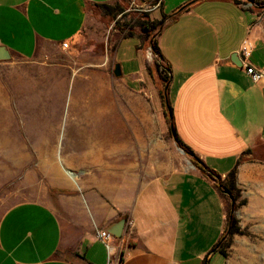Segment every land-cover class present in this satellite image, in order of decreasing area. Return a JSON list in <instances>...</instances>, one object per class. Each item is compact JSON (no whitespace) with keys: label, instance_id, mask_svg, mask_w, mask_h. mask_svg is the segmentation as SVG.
I'll return each mask as SVG.
<instances>
[{"label":"crops","instance_id":"obj_1","mask_svg":"<svg viewBox=\"0 0 264 264\" xmlns=\"http://www.w3.org/2000/svg\"><path fill=\"white\" fill-rule=\"evenodd\" d=\"M118 1L0 0V56L8 57L0 63L18 59L51 75L52 61L72 48L94 21L96 5ZM255 2L260 7L246 0H160L153 19H163L155 36L161 62L151 54L150 40L146 45L135 34L111 35L107 42L114 40L115 48L107 59L114 70L118 66L117 78L144 98L156 124L157 130L133 126V155L141 153V140L147 146L162 134L171 135L172 125L176 139L212 177L222 182L236 167V186L246 200L244 211L261 222L258 233L264 235V76L252 82L239 54L247 41L248 63L264 73V0ZM129 39L133 48L117 59ZM90 54L83 56L87 67L104 65L102 56ZM161 71L168 75L165 84ZM39 83L27 85L25 95L38 90ZM166 101L172 122L164 115ZM123 139L130 141L131 133ZM93 143L79 155L83 163L127 149L123 141L109 147ZM59 161L61 180L76 184V175L72 180ZM67 165L72 167L68 160ZM103 170L96 189L69 188L73 194L67 197L65 219L36 201L8 207L0 215V264H107L109 254L120 258V264H228L218 252L227 227L218 181L190 163L185 170L158 173L151 179L139 174L136 158L133 169L114 165ZM120 221H124L121 237L114 238L108 252L98 233L110 231ZM258 246L264 249V242ZM249 264H264V259Z\"/></svg>","mask_w":264,"mask_h":264},{"label":"rangeland","instance_id":"obj_2","mask_svg":"<svg viewBox=\"0 0 264 264\" xmlns=\"http://www.w3.org/2000/svg\"><path fill=\"white\" fill-rule=\"evenodd\" d=\"M118 2L123 12L112 18L97 10L94 21L86 26L73 47L52 61L51 75L43 74L35 64L18 59L0 63V215L18 202L36 201L65 219L67 197L73 194L69 188L96 189L105 166L108 169V166L121 165L124 169L132 165L133 169L135 158L139 174L147 179L162 172L185 170L188 163L195 166L187 154L180 152L182 147L169 133L147 146L141 140L143 145L138 149L141 153L133 155V126L138 130L157 128L149 117L144 98L134 95L114 75L111 60L107 58L111 59L115 42L107 41L115 33L123 36L128 28L142 38L136 22L159 21L153 17L160 0ZM130 47L133 48V40L124 41L117 59H122ZM85 53L102 56L104 65L87 67L83 62ZM89 68H96L97 72L91 73ZM35 81L40 82L39 89L25 95L27 85L30 87ZM103 85L105 90H99ZM133 107L137 112L134 118ZM10 110L16 113L10 114ZM128 133L131 139L127 142L123 137ZM122 141L127 147L122 154H102L95 162H89L86 157L84 163L79 156L93 142L109 147L118 146ZM59 158L64 168L76 175V184L59 177ZM67 160L72 167H68ZM223 197L227 227L218 248L225 251L228 264H249L253 259H264V249L258 246L264 242V235L258 233L261 222L248 218L243 208L246 204L235 209L228 196L223 194ZM241 200L240 197L238 201ZM232 217L236 218L242 234H229Z\"/></svg>","mask_w":264,"mask_h":264},{"label":"trees","instance_id":"obj_3","mask_svg":"<svg viewBox=\"0 0 264 264\" xmlns=\"http://www.w3.org/2000/svg\"><path fill=\"white\" fill-rule=\"evenodd\" d=\"M97 9L100 10V12L102 13L103 16H109L112 18H115L118 14H121L123 12V8L120 5L119 2H115L113 5H108V4H98L96 5ZM163 19L159 20V21H137L136 25L137 27L140 29L141 34L143 35L142 39L143 41H147V40H151V38L154 36V33L157 31V29H159V26L161 25ZM127 33L123 34L124 38L127 37H132L134 35V33L132 31L129 32V28L126 29ZM125 29H122V31H126ZM152 45L155 49V51L160 55V51L159 48L157 46V42L155 40V38L152 40ZM160 80L165 84L168 81V75L161 71L159 74ZM171 112V109H170ZM164 115L165 117H169L168 116V112L166 110V108H164ZM177 141L179 143V145L189 154H191L193 157L191 158V162H193L195 164V166L206 176H208L209 178H211L212 180L216 181L214 179V177L211 176V174L209 173V169L201 162L198 160V158L196 156L193 155V153L191 152V150L185 146L184 144H182V142H180V140L177 138ZM246 153H250L249 151H247ZM221 187L224 191L228 192L234 201V208H238L240 206H243L246 204V201L243 199L241 201H238L240 199V191L236 186V167L234 169H232L225 177V179L221 182ZM58 193H68L66 191H62V190H57ZM238 222L236 220L235 217L231 218L230 221V225L228 227V232L229 234L235 235V234H242L243 232L240 230V228L237 226ZM218 252L223 256L226 257V253L224 250L219 249Z\"/></svg>","mask_w":264,"mask_h":264},{"label":"built area","instance_id":"obj_4","mask_svg":"<svg viewBox=\"0 0 264 264\" xmlns=\"http://www.w3.org/2000/svg\"><path fill=\"white\" fill-rule=\"evenodd\" d=\"M63 48H67V44H62ZM251 53V46L250 44L245 41L240 47L239 54L241 56L243 66L245 68V73L247 76L250 77L252 82L256 83L259 81L263 76L264 73L252 66L251 64L248 63V57L250 56ZM98 238L100 241L104 244L106 250L109 252L112 249V242L114 240V236L107 230H101L98 233ZM121 259L120 258H115L113 254H109L107 258V264H120Z\"/></svg>","mask_w":264,"mask_h":264},{"label":"water","instance_id":"obj_5","mask_svg":"<svg viewBox=\"0 0 264 264\" xmlns=\"http://www.w3.org/2000/svg\"><path fill=\"white\" fill-rule=\"evenodd\" d=\"M246 2H247L249 5H252V6H254V7H257V8L260 7V6L255 2V0H246ZM160 30H161V26H160V28H159L157 34L160 32ZM154 38H155V36H153V37L151 38V40H150L151 43H152V40H153ZM150 51H151V54L154 55V56H156V57H158V61L161 62V58H160L159 54L155 51L153 45L150 47ZM6 58H8V57L0 56V59H1V60H4V59H6ZM167 71L169 72V70H167ZM114 75H115L116 77L119 76V68H118V66H116V68H115V70H114ZM165 107H166V110H167V112H168L169 120H170V122H172V116H171V112H170V107H169V103H168L167 101H166V103H165ZM171 135H172L173 139L175 140L176 144H178L177 139H176V137H175V132H174V129H173L172 125H171ZM178 145H179V144H178ZM179 150H180L182 153L187 154L190 158L193 157L191 154H189L188 152H186L183 148H180V147H179ZM69 173L72 174L71 172H69ZM213 177H214V179H215L216 181H218V184H219L218 186L220 187L222 193L225 194L226 196H228V198H229L230 201H231V206L233 207V205H234V201H233L232 196H231L228 192H226V191H224V190L222 189V187H221V181H220L219 177H218V176H215V175H213ZM123 225H124V221H120L117 225H115V226L109 231V232L114 236V238H120V237H121V234H122V231H123Z\"/></svg>","mask_w":264,"mask_h":264},{"label":"bare ground","instance_id":"obj_6","mask_svg":"<svg viewBox=\"0 0 264 264\" xmlns=\"http://www.w3.org/2000/svg\"><path fill=\"white\" fill-rule=\"evenodd\" d=\"M181 152V151H180ZM86 157L89 158V156H85V159H87ZM92 158H93V154H92ZM66 173L68 174V176L72 179V180H75V177H74V174H70L69 171L66 170Z\"/></svg>","mask_w":264,"mask_h":264}]
</instances>
